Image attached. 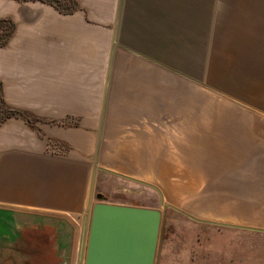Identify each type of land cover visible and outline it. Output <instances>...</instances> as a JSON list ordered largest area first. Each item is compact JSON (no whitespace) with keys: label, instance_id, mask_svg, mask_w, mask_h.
Instances as JSON below:
<instances>
[{"label":"crops","instance_id":"1","mask_svg":"<svg viewBox=\"0 0 264 264\" xmlns=\"http://www.w3.org/2000/svg\"><path fill=\"white\" fill-rule=\"evenodd\" d=\"M77 3L62 14L0 0L14 24L0 46L1 95L22 114L0 124V208L67 219L74 253L71 220L86 221L88 176L108 148L99 140L126 162L109 171L128 169L132 140L150 139L167 107L182 138L228 140L240 180L264 186V0ZM238 203L244 225L226 226L264 229L261 209L243 208L259 201Z\"/></svg>","mask_w":264,"mask_h":264},{"label":"rangeland","instance_id":"2","mask_svg":"<svg viewBox=\"0 0 264 264\" xmlns=\"http://www.w3.org/2000/svg\"><path fill=\"white\" fill-rule=\"evenodd\" d=\"M166 109L167 122L152 123L150 139L132 140L133 163L128 169L112 170L153 187L96 169L126 163L105 154L112 140H99L108 148L88 176L90 207L102 202L158 210L152 264H264V232L226 226L244 225L234 218L239 195L259 201L243 203L244 213L256 205L264 215V186L240 180L238 155L224 153L234 150L226 147L228 140L182 138L175 131L174 108ZM257 182L264 183V172ZM88 217L82 227L80 218L71 220L78 234L71 264H83Z\"/></svg>","mask_w":264,"mask_h":264},{"label":"water","instance_id":"3","mask_svg":"<svg viewBox=\"0 0 264 264\" xmlns=\"http://www.w3.org/2000/svg\"><path fill=\"white\" fill-rule=\"evenodd\" d=\"M96 169L153 187L103 168ZM95 197L101 199L100 194ZM159 221L156 209L93 204L83 264H152ZM74 231L63 217L0 208V264H71ZM26 234L32 235L33 240Z\"/></svg>","mask_w":264,"mask_h":264},{"label":"trees","instance_id":"4","mask_svg":"<svg viewBox=\"0 0 264 264\" xmlns=\"http://www.w3.org/2000/svg\"><path fill=\"white\" fill-rule=\"evenodd\" d=\"M16 1H39L52 6L58 12L62 14H70L78 9L77 0H16ZM14 29L13 22L7 17H0V46L3 45ZM22 116L21 112L8 107L1 95L0 87V124L9 117ZM28 123H32L30 119L24 117Z\"/></svg>","mask_w":264,"mask_h":264}]
</instances>
